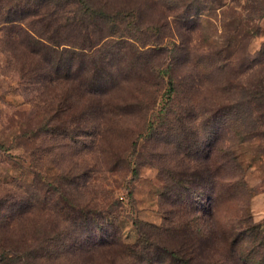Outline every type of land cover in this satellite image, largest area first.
<instances>
[{"label": "rangeland", "instance_id": "rangeland-1", "mask_svg": "<svg viewBox=\"0 0 264 264\" xmlns=\"http://www.w3.org/2000/svg\"><path fill=\"white\" fill-rule=\"evenodd\" d=\"M215 167L212 216L178 188ZM226 218L264 240V0H0V264H146Z\"/></svg>", "mask_w": 264, "mask_h": 264}, {"label": "trees", "instance_id": "trees-1", "mask_svg": "<svg viewBox=\"0 0 264 264\" xmlns=\"http://www.w3.org/2000/svg\"><path fill=\"white\" fill-rule=\"evenodd\" d=\"M188 12L179 13L178 19L185 18L188 16ZM40 37V36H39ZM44 40L50 44H57L55 43L54 39L44 38ZM41 44V42H40ZM44 47H49L46 44H43ZM74 49L70 51V55H72L73 59L79 60V66L77 67L79 74L88 73L84 64V58L90 57L89 53L86 50H90V46L85 44L83 41L77 43ZM60 64V62H59ZM91 64L93 66V70L91 75L92 78L101 77L103 75V66L101 64L97 65L96 60H92ZM72 69V67H70ZM214 172H212L208 168H203L200 178L198 181L193 179L187 182H179L180 187L178 188L179 194H183L187 192L188 194L194 193L193 197L197 202L207 200L210 204L206 203L203 204L202 207H198L199 209H206L209 214L214 216L216 209H217V202L218 198L215 196L209 195L211 191V184L214 182V178L216 177L218 171L220 169L214 168ZM196 182V183H195ZM215 185L219 187L224 186V181L219 180L216 182ZM191 202V200H190ZM193 204V202H192ZM86 210V214H83V211ZM76 214L80 217H89L95 218L96 215H99L97 211H94L92 208H83L78 207L76 210ZM231 220L226 218V221H213L208 230L205 232L199 226H195L190 224V222H186V225H192V228L188 230L185 236L182 238V244L177 246H168L162 240V238H158L154 243L151 241L146 240L147 243L152 245L145 246L146 243H143L141 246V253L136 252L139 257L146 263V264H216L213 262L208 253L210 249L213 247V242L219 236L223 241H227L231 247V261L234 264H251V262L255 264H263L264 262V240L259 236V234L255 231L253 226H247L246 230L240 231L238 234L244 236L248 231H251L254 238V241L249 240V250H242L240 247V251L237 249V243L239 241L238 234L236 237H231L228 230V222ZM241 240V238H240ZM236 254V255H235ZM242 257L248 258L250 261H246L242 259ZM255 257L256 261L253 260Z\"/></svg>", "mask_w": 264, "mask_h": 264}]
</instances>
